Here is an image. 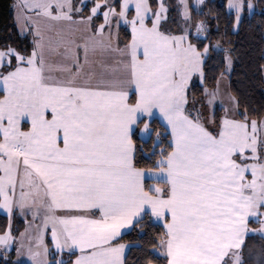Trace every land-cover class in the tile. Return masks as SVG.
Masks as SVG:
<instances>
[{
  "label": "snow or ice",
  "instance_id": "obj_1",
  "mask_svg": "<svg viewBox=\"0 0 264 264\" xmlns=\"http://www.w3.org/2000/svg\"><path fill=\"white\" fill-rule=\"evenodd\" d=\"M256 16L264 39V0H11L5 264H264Z\"/></svg>",
  "mask_w": 264,
  "mask_h": 264
},
{
  "label": "trees",
  "instance_id": "obj_2",
  "mask_svg": "<svg viewBox=\"0 0 264 264\" xmlns=\"http://www.w3.org/2000/svg\"><path fill=\"white\" fill-rule=\"evenodd\" d=\"M10 3L11 0H0V25H2L3 22L8 17ZM258 21H259V16L250 19L242 29L240 36L237 37V39L241 41V45L246 51L247 56L250 58L252 63L258 61L260 51L262 48H264V39H262L261 37V28ZM249 72H250L249 90L253 92L254 97L257 100H259L262 91L260 86V77L258 74L252 73L251 68H249ZM4 219H5L4 214L0 213V223H2ZM22 223L23 222H21V225ZM126 239H135V238L126 237ZM14 255H15L14 252L10 253V256H14ZM0 264H5L3 258H0Z\"/></svg>",
  "mask_w": 264,
  "mask_h": 264
},
{
  "label": "crops",
  "instance_id": "obj_3",
  "mask_svg": "<svg viewBox=\"0 0 264 264\" xmlns=\"http://www.w3.org/2000/svg\"><path fill=\"white\" fill-rule=\"evenodd\" d=\"M0 213H3V211L2 210H0ZM4 214V213H3ZM17 222L19 223V224H21V222H20V220H17Z\"/></svg>",
  "mask_w": 264,
  "mask_h": 264
}]
</instances>
